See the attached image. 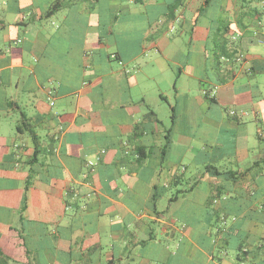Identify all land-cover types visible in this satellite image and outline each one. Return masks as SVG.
<instances>
[{
	"label": "crops",
	"instance_id": "obj_1",
	"mask_svg": "<svg viewBox=\"0 0 264 264\" xmlns=\"http://www.w3.org/2000/svg\"><path fill=\"white\" fill-rule=\"evenodd\" d=\"M0 264H264V0H0Z\"/></svg>",
	"mask_w": 264,
	"mask_h": 264
},
{
	"label": "built area",
	"instance_id": "obj_2",
	"mask_svg": "<svg viewBox=\"0 0 264 264\" xmlns=\"http://www.w3.org/2000/svg\"><path fill=\"white\" fill-rule=\"evenodd\" d=\"M91 165H93V162H90Z\"/></svg>",
	"mask_w": 264,
	"mask_h": 264
}]
</instances>
